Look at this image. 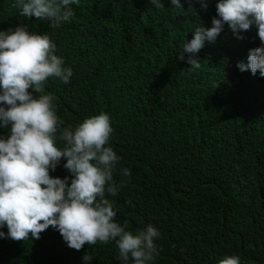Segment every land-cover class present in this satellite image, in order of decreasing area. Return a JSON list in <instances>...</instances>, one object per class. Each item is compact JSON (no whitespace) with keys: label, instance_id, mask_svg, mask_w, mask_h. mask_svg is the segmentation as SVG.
I'll use <instances>...</instances> for the list:
<instances>
[{"label":"trees","instance_id":"16d2710c","mask_svg":"<svg viewBox=\"0 0 264 264\" xmlns=\"http://www.w3.org/2000/svg\"><path fill=\"white\" fill-rule=\"evenodd\" d=\"M216 2L204 9L193 0L197 11L180 15L170 0L163 11L150 0H80L71 21L52 29L0 0V29L47 32L73 69L68 84L46 85L63 126L109 113L121 157L114 180L125 181L109 199L127 229L160 230L152 264H218L226 255L264 264V77L237 67L260 44L256 29L240 40L225 25L205 41L197 70L187 53L179 58L195 27H211ZM63 163L51 175H68ZM125 167L130 177L120 175ZM85 252L90 264H121L114 241L77 251L51 226L38 240L0 238V264H85Z\"/></svg>","mask_w":264,"mask_h":264},{"label":"clouds","instance_id":"9594fccd","mask_svg":"<svg viewBox=\"0 0 264 264\" xmlns=\"http://www.w3.org/2000/svg\"><path fill=\"white\" fill-rule=\"evenodd\" d=\"M170 0L180 15L192 10L193 0ZM207 8V0H198ZM158 10L164 0H150ZM80 0H14L21 16L47 21L57 29L73 16ZM197 11V10H196ZM225 25L240 40L256 29L260 40L250 48L247 62H237L241 72L264 77V0H217L211 27L194 28L180 59L189 70L201 67L199 51L214 42ZM73 69L57 55V45L47 32L30 31L25 24L0 29V238L15 242L38 240L50 226L69 248L115 243L121 264H152L159 255L160 230L149 223L136 230L116 221L114 201L125 181L114 173L121 157L110 144L113 127L109 113L101 111L73 127L63 126L55 96L46 90L49 80L68 84ZM62 160L68 175L53 176ZM130 177L127 167L119 170ZM90 264L93 256L82 257ZM218 264H241L239 255H226Z\"/></svg>","mask_w":264,"mask_h":264}]
</instances>
